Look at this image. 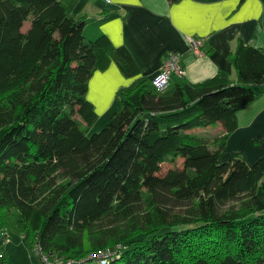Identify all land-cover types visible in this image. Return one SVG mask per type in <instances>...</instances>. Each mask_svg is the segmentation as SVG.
<instances>
[{
    "label": "trees",
    "instance_id": "1",
    "mask_svg": "<svg viewBox=\"0 0 264 264\" xmlns=\"http://www.w3.org/2000/svg\"><path fill=\"white\" fill-rule=\"evenodd\" d=\"M85 25L61 0H0V262L12 264L13 211L31 251L62 264L117 245L107 264H264V156L220 160L264 84V51L237 43L235 81L124 89L121 108L87 134L93 70L110 59L126 77L139 69L106 36L86 40ZM217 122L221 135L196 132Z\"/></svg>",
    "mask_w": 264,
    "mask_h": 264
},
{
    "label": "crops",
    "instance_id": "2",
    "mask_svg": "<svg viewBox=\"0 0 264 264\" xmlns=\"http://www.w3.org/2000/svg\"><path fill=\"white\" fill-rule=\"evenodd\" d=\"M61 1L70 14L91 22L84 27L85 38L104 35L113 46H124L139 69L137 75L126 77L110 59L104 68L93 70L85 96L95 113L103 111L105 116L120 105L122 90L141 82L150 88L169 53L180 55L185 74L183 78L173 76L161 92L164 95L171 94L181 81L198 84L218 76L235 81L237 73L234 67L228 71V58L239 41L264 51V0ZM190 37L204 39L200 53L189 50ZM236 116L237 126L229 134L220 158L225 161L236 153L252 164L264 156V84L255 87L253 100ZM196 132L212 139L224 128L217 122Z\"/></svg>",
    "mask_w": 264,
    "mask_h": 264
},
{
    "label": "built area",
    "instance_id": "3",
    "mask_svg": "<svg viewBox=\"0 0 264 264\" xmlns=\"http://www.w3.org/2000/svg\"><path fill=\"white\" fill-rule=\"evenodd\" d=\"M105 2L109 3L110 0H105ZM203 45L204 39L200 37H190L188 39L189 50H191L192 53H200ZM184 74L185 72L182 65L180 64V55L178 53H169L163 60L158 73L152 78L151 86L156 91L162 92L169 85L173 76L183 78ZM3 233L6 234L8 238V233ZM116 248L118 249L119 245H117ZM117 249H100L87 254L78 261H69L68 263L77 262V264H107L111 258L115 257ZM32 252L37 257L40 264L63 263L57 257L43 252L40 246H38L37 244L33 246ZM0 264L2 263L0 262Z\"/></svg>",
    "mask_w": 264,
    "mask_h": 264
},
{
    "label": "rangeland",
    "instance_id": "4",
    "mask_svg": "<svg viewBox=\"0 0 264 264\" xmlns=\"http://www.w3.org/2000/svg\"><path fill=\"white\" fill-rule=\"evenodd\" d=\"M85 20L86 22L88 21V19H85ZM90 24L91 22L89 23L87 22V25H90ZM28 25H29V21H25L23 24V29H26ZM91 28L92 26H90L88 30ZM85 39L88 40V38H85ZM86 100L89 101L87 98ZM113 108L115 109H113L112 112L117 111L121 108V105L117 107H113ZM96 114H97V118L92 122L91 125L87 126L86 128L87 134H91L93 132L99 131L102 128V126L110 118V115L105 116V114H103V111L101 113H96ZM220 160L221 162H224L223 158H220ZM181 161H182L181 159L178 161V164H179L178 166L181 165ZM167 166H168L167 164H162V169L165 170L166 168H168ZM7 215L9 218L12 217V219H9L8 221V228H7L8 238L6 240V245H5V251L7 253L8 260L12 264H40L39 260L37 259V257L33 254V252L30 249L29 237L26 235L25 232H24L23 237H21V232L18 230L16 226V221L13 218L14 212L10 211L7 213Z\"/></svg>",
    "mask_w": 264,
    "mask_h": 264
}]
</instances>
